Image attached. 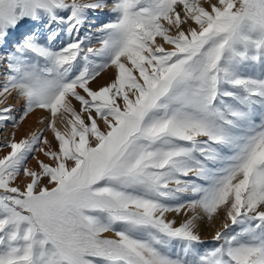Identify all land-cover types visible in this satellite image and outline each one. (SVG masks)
<instances>
[{"label": "snow or ice", "instance_id": "obj_1", "mask_svg": "<svg viewBox=\"0 0 264 264\" xmlns=\"http://www.w3.org/2000/svg\"><path fill=\"white\" fill-rule=\"evenodd\" d=\"M0 153V264H264V0H0Z\"/></svg>", "mask_w": 264, "mask_h": 264}, {"label": "bare ground", "instance_id": "obj_2", "mask_svg": "<svg viewBox=\"0 0 264 264\" xmlns=\"http://www.w3.org/2000/svg\"><path fill=\"white\" fill-rule=\"evenodd\" d=\"M107 80H108V75H102V78L100 79L99 82L102 84V83L106 82ZM95 86L96 85L94 84L93 87H95ZM17 107H19V104H17ZM39 115H42V114L37 113L36 115L29 117V119L25 122L24 125L21 126L20 130L17 132V139H19V138H21V136L27 134L30 130H35L36 128L39 127V125L36 123L37 116H39ZM11 131H12V129H9V132H11ZM2 154L3 153H0V155H2ZM40 158L43 159L42 156ZM35 164H36V161L33 160L32 162L29 163V166L35 167Z\"/></svg>", "mask_w": 264, "mask_h": 264}, {"label": "rangeland", "instance_id": "obj_3", "mask_svg": "<svg viewBox=\"0 0 264 264\" xmlns=\"http://www.w3.org/2000/svg\"><path fill=\"white\" fill-rule=\"evenodd\" d=\"M48 135H49V138H51V134L49 133ZM30 162H32V161H30ZM35 166H36V164H35ZM214 225L213 224H207V225H202V227H201L202 239L205 241L206 244L211 242V238H212V235L214 234L213 232L215 230V227H218V222H216V224H214Z\"/></svg>", "mask_w": 264, "mask_h": 264}]
</instances>
